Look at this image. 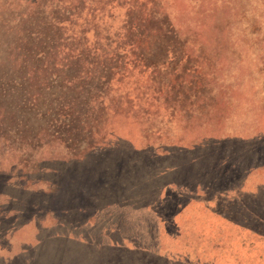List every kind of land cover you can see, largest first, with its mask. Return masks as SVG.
Segmentation results:
<instances>
[{
	"label": "rangeland",
	"instance_id": "374dc122",
	"mask_svg": "<svg viewBox=\"0 0 264 264\" xmlns=\"http://www.w3.org/2000/svg\"><path fill=\"white\" fill-rule=\"evenodd\" d=\"M0 264H264V0H0Z\"/></svg>",
	"mask_w": 264,
	"mask_h": 264
}]
</instances>
